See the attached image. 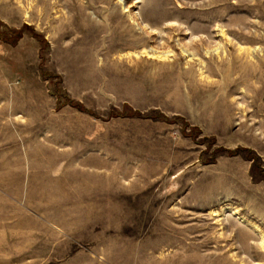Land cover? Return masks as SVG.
<instances>
[{
    "label": "rangeland",
    "instance_id": "1",
    "mask_svg": "<svg viewBox=\"0 0 264 264\" xmlns=\"http://www.w3.org/2000/svg\"><path fill=\"white\" fill-rule=\"evenodd\" d=\"M0 264H264V0H0Z\"/></svg>",
    "mask_w": 264,
    "mask_h": 264
},
{
    "label": "trees",
    "instance_id": "2",
    "mask_svg": "<svg viewBox=\"0 0 264 264\" xmlns=\"http://www.w3.org/2000/svg\"><path fill=\"white\" fill-rule=\"evenodd\" d=\"M1 40H4V39H1ZM16 40H17V39H16ZM16 40H15V41H16ZM15 41L11 43V42H9V41L4 40V42H7V43L10 44V45H14ZM69 103H70L71 105L75 106L78 110H80V111H85V109L82 108L81 106L76 105V104L72 103L71 101H69Z\"/></svg>",
    "mask_w": 264,
    "mask_h": 264
},
{
    "label": "crops",
    "instance_id": "3",
    "mask_svg": "<svg viewBox=\"0 0 264 264\" xmlns=\"http://www.w3.org/2000/svg\"><path fill=\"white\" fill-rule=\"evenodd\" d=\"M17 114H19V112H17ZM11 115H12V117L15 115V110L14 109H11Z\"/></svg>",
    "mask_w": 264,
    "mask_h": 264
}]
</instances>
